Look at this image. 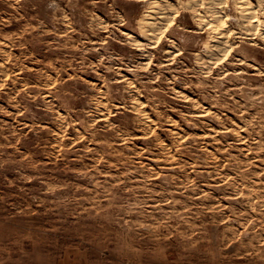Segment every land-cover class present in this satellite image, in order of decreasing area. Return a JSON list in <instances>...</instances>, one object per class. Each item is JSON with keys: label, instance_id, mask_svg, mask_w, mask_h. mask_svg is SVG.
Instances as JSON below:
<instances>
[{"label": "rangeland", "instance_id": "obj_1", "mask_svg": "<svg viewBox=\"0 0 264 264\" xmlns=\"http://www.w3.org/2000/svg\"><path fill=\"white\" fill-rule=\"evenodd\" d=\"M168 1L0 0V264H264V0Z\"/></svg>", "mask_w": 264, "mask_h": 264}, {"label": "bare ground", "instance_id": "obj_2", "mask_svg": "<svg viewBox=\"0 0 264 264\" xmlns=\"http://www.w3.org/2000/svg\"><path fill=\"white\" fill-rule=\"evenodd\" d=\"M150 1H151V2H150ZM164 1H165V3H167L166 0H149V2H150V4L148 3V4H149V8L151 7V8H152V11H153L155 14H158V13H163V14H164L165 11H161V10H159V9H161V8H164L163 6H166V5L168 4V3H167L166 5H164V4H163ZM167 1H168V0H167ZM196 1H197V0H196ZM210 1H211V0H209V2H210ZM212 1H213V0H212ZM234 1H235V0H234ZM237 1H238V0H237ZM168 2H169V1H168ZM171 2H172V1H171ZM193 2H195V1H193ZM215 2H216V0H214V3H213V4L217 6V4H216ZM223 2H224V0H223ZM211 3H212V2H211ZM211 3H210V4H211ZM218 3H219V2H218ZM251 3H252L251 0H241L240 3H238V4H241V5L243 6V7H241V8L244 10V9H246V7H248ZM171 5H173V4H170V2H169V6H168V8H169V7H173V6H171ZM244 5H245V6H244ZM254 5H255V4H254ZM256 5H257V4H256ZM221 6H222V5H221ZM252 6H253V5H252ZM174 7L176 8V5H175ZM237 7H238V6H237ZM254 7H255V6H254ZM257 7H258V6H257ZM261 7H262V6H261ZM151 8H150V10H151ZM239 8H240V7H239ZM258 8H259V7H258ZM258 8H257V9H258ZM211 9L214 10L213 8H211ZM217 9H218V7H217ZM219 9H220V8H219ZM251 9H252V7H251ZM243 10H242V11H243ZM255 10H256V9H255ZM214 11L216 12V9H215ZM218 11H219V10H218ZM239 11L241 12V10H239ZM244 11H246V10H244ZM253 11H254V10H253ZM257 11H258V10H257ZM153 12H152V13H153ZM219 12H221V11H219ZM219 12H218V14L221 15V13H219ZM213 13H214V12H213ZM213 13H212V14H213ZM255 13H256V11H254V13H252V14H255ZM150 14H151V13H150ZM163 14H162V15H163ZM212 14H211V15H212ZM218 14H217V15H218ZM242 14H243V13H242ZM151 15H152V14H151ZM158 15H160V14H158ZM170 15H171V12H170ZM217 15H216V16H217ZM244 15H245V13H244ZM166 16H167V15H166ZM166 16L163 17V18H166ZM168 16H169V15H168ZM168 16H167V17H168ZM212 16H213V15H212ZM216 16H215V18H216ZM247 16H248V15H247ZM254 16H256V15H254ZM148 17H151V18L155 19L156 16H155V17H153V16H148ZM213 17H214V16H213ZM217 17H218V16H217ZM243 17H244V16H243ZM168 18H169V17H168ZM211 18H212V17H211ZM166 19H167V18H166ZM166 19H164V20H166ZM242 19L244 20L245 17L242 18ZM254 19L257 20L256 17H255ZM159 20L161 21V19H159ZM216 20H217V19H216ZM218 20H219V19H218ZM221 20H223V19H221ZM246 20H247V18H246ZM259 20H260V19H259ZM142 21H144V20H142ZM139 22H140V21H139ZM153 22H154V21H153ZM211 22H212V21H211ZM214 22H215V21H214ZM218 22H219V21H218ZM148 23L151 24V21L149 22V18H148ZM155 23H157V22H155ZM163 23H164V22H163ZM146 24H147V23H146ZM161 24H162V23H161ZM214 25H215V24H214ZM141 26H142V25H141ZM145 26H146V25H145ZM143 27H144V26H143ZM217 27H218V26H217ZM149 28H150V27H149ZM149 28H148V29H149ZM218 29H219V28H218ZM146 30H147V29H146ZM151 30H152V29H151ZM219 30H220V29H219ZM144 31H145V30H144ZM145 32H146V31H145ZM216 32H217V31H215V33H216ZM221 32H222V31H221ZM221 32H220V34H221ZM125 33H127V32H125ZM148 33H149V31H148ZM152 33H153V32H152ZM154 33H155V32H154ZM218 33H219V32H218ZM218 33H217V34H218ZM129 34H130V33H129ZM140 34H141V33H140ZM223 34H224V32H223ZM142 35H143V34H142ZM148 35H149V34H148ZM131 36H132V35H131ZM145 36H146V35H145ZM149 36H151L150 38H153V37H152L153 34H151V35H149ZM155 36L157 37V35H155ZM156 37H155V38H156ZM207 37H208V39L205 40V41L207 42L206 44L209 43V44H208V46H209V45L212 44L211 42L214 41V37H215V35H214V37H212V35H210V36H206V38H207ZM216 37H217V36H216ZM146 38H147V36H146ZM150 38H148V40H149ZM218 38H219V37H217V40H218ZM143 39H144V38H143ZM157 39H158V37H157ZM157 39H156V40H157ZM145 40H147V39H145ZM222 40H223V39H222ZM205 41H204V42H205ZM220 42H221V41H220ZM220 42H219V43H220ZM210 43H211V44H210ZM214 43H215V42H214ZM215 45H216V44H215ZM208 46H207V48H208ZM211 46H212V45H211ZM212 48H213V47H212ZM167 51H168V50H167ZM167 51H166V52H167ZM169 51H170V50H169ZM167 53H168V52H167Z\"/></svg>", "mask_w": 264, "mask_h": 264}]
</instances>
